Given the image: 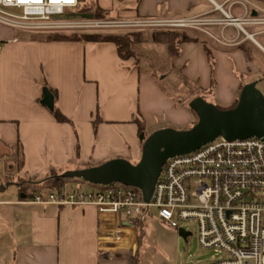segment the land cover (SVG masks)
<instances>
[{
    "label": "crops",
    "instance_id": "0c3cea01",
    "mask_svg": "<svg viewBox=\"0 0 264 264\" xmlns=\"http://www.w3.org/2000/svg\"><path fill=\"white\" fill-rule=\"evenodd\" d=\"M95 1L107 19H186L219 7L235 15L237 9L236 0ZM47 33L0 23V264H129L140 231L123 214L92 206L30 205L19 184L116 158L139 162L143 144L135 112L147 120V137L187 126L193 112L170 101L155 77L136 68L134 58L122 60L114 44L47 42ZM203 41L183 44L181 54L171 58L173 67L206 87L213 76L217 107L229 109L245 86L235 70L244 76L258 69L246 47L221 46L205 36ZM253 43L264 52L256 39ZM43 88L56 92L55 107L73 126L57 123L41 104Z\"/></svg>",
    "mask_w": 264,
    "mask_h": 264
},
{
    "label": "built area",
    "instance_id": "2783aa9c",
    "mask_svg": "<svg viewBox=\"0 0 264 264\" xmlns=\"http://www.w3.org/2000/svg\"><path fill=\"white\" fill-rule=\"evenodd\" d=\"M81 0H0V23L29 32L62 29L179 28L196 29L217 43L231 46L227 28L237 32L235 40L254 41L264 34V10L248 0H236L234 15L219 7L214 13L186 19H89L79 14ZM14 9L18 13H10ZM77 10L70 18L68 12ZM219 12L220 16L214 15ZM220 28V38L212 30ZM243 40V41H244ZM225 41V42H223ZM3 47L0 42V52ZM92 185V184H90ZM83 189L65 181L64 189L37 194L27 204L58 207H95L101 213L123 214L128 224L143 223L151 210L171 228L194 222L202 248L216 255L209 264H264V140L227 141L222 137L201 149L169 159L163 166L149 203L142 192L122 184L92 185ZM192 235V234H191Z\"/></svg>",
    "mask_w": 264,
    "mask_h": 264
},
{
    "label": "rangeland",
    "instance_id": "374dc122",
    "mask_svg": "<svg viewBox=\"0 0 264 264\" xmlns=\"http://www.w3.org/2000/svg\"><path fill=\"white\" fill-rule=\"evenodd\" d=\"M92 0H85L83 4L89 5ZM256 8L264 10V0H248ZM10 13H18L13 9H6ZM73 17L78 15L77 10L68 12ZM241 14V10L236 9V14ZM220 16V14H214ZM89 18L88 16H84ZM91 19V18H89ZM101 20V19H99ZM247 31L252 34H257L255 38L264 48V34L260 29L253 27H246ZM157 30L178 31L189 30L191 35L200 34L201 39L203 36L207 37L208 41L219 44L207 35L202 34L196 29H179V28H117V29H62L56 32H63L69 34L71 32H113L124 34L126 32H138V37L134 40V65L142 72H146L158 80L159 87L167 98L172 101L176 106H188L195 98H203L207 103L217 106L215 100V85L213 88L206 87L203 83H195V81L188 79V77L181 71L173 67L171 58L168 57L165 46L153 44L150 41V35ZM54 32V31H52ZM216 38H222L220 28L212 30ZM203 35V36H202ZM237 32L234 28H227L225 31V38L231 46L244 45L253 58V62L258 69L257 74L240 75L237 70L235 74L242 79L246 85L251 82H257V88L264 95V52L261 51L253 41L244 40L241 36L240 39L235 40ZM223 40V39H221ZM244 40V41H243ZM225 42V41H223ZM221 45V44H219ZM224 46V45H221ZM229 47V46H227ZM214 62L211 67L214 68ZM211 80L215 82L212 76ZM135 117L141 119L147 124V120L141 111L135 112ZM197 117L193 114V120L185 127L171 128L177 131H186L194 127L197 123ZM145 124V125H146ZM131 163L136 164L138 161L131 160ZM70 171V170H67ZM63 174V173H62ZM72 182L81 185L83 189L93 187L89 183L82 180L74 179ZM185 231L191 233L186 240L181 237L176 229L171 228L167 223L158 218V213L151 210L140 228V239L137 247V260L136 264H209L211 259L216 255L213 250H207L201 247L198 240V228L194 222L182 224ZM129 257V256H128ZM130 258V257H129ZM129 264H134L132 258L129 259Z\"/></svg>",
    "mask_w": 264,
    "mask_h": 264
},
{
    "label": "water",
    "instance_id": "95a60500",
    "mask_svg": "<svg viewBox=\"0 0 264 264\" xmlns=\"http://www.w3.org/2000/svg\"><path fill=\"white\" fill-rule=\"evenodd\" d=\"M257 84L251 82L242 88L238 104L233 109L222 110L203 98L193 99L189 108L197 116L194 127L186 131L166 128L148 137L140 136L144 143L141 159L136 164L116 158L96 167L66 171L58 178L78 179L92 185L135 187L142 192L143 200L149 203L163 166L169 159L193 153L220 137L227 141L264 140V95ZM42 93L41 104L52 112L55 108L53 93L48 88H43ZM178 233L185 240L191 236L183 229ZM136 249L135 246L134 251Z\"/></svg>",
    "mask_w": 264,
    "mask_h": 264
},
{
    "label": "trees",
    "instance_id": "16d2710c",
    "mask_svg": "<svg viewBox=\"0 0 264 264\" xmlns=\"http://www.w3.org/2000/svg\"><path fill=\"white\" fill-rule=\"evenodd\" d=\"M85 0L80 1V5L78 8V12L81 15L88 16L91 19L99 20L108 18V12L101 9L95 0H92L89 5L83 4ZM138 32H126L124 34L121 33H113V32H71L69 34H65L63 32H48L43 40L47 42H82V43H112L115 45L118 55L122 60H129L135 58L134 53V45L135 38L138 37ZM150 41L153 44L165 46L167 55L169 58L177 57L181 54V46L185 43L190 42H202L200 34L196 32V34L191 35L189 30H174V31H166V30H157L150 35ZM204 42V41H203ZM240 48H245L244 45H241ZM208 58L210 63H213V58L211 56L210 51H207ZM215 85L214 81H212L211 88ZM46 87V85H44ZM55 100L57 99V94L55 91L50 90ZM238 100L235 104L229 108L233 109L237 106ZM189 106V104H188ZM219 108V107H218ZM221 109V108H219ZM224 110V109H222ZM228 110V109H226ZM192 111V110H191ZM193 112V111H192ZM193 114H195L193 112ZM52 115L57 123L59 124H69L73 126V122L68 119L59 109L55 107L52 111ZM196 116V114H195ZM197 117V116H196ZM101 123V117L98 114L97 118L93 122L94 130L97 131L98 125ZM133 123L138 126L139 137L144 135L146 136V125L145 123L134 116ZM144 142L142 141V144ZM17 145H21L20 142ZM20 187L23 193L27 194L28 199H32L35 194H46L53 191H61L64 189L65 181L60 178L49 177L42 182H21ZM141 224H138L139 231L141 228ZM134 264H136L137 254L135 256Z\"/></svg>",
    "mask_w": 264,
    "mask_h": 264
},
{
    "label": "bare ground",
    "instance_id": "6f19581e",
    "mask_svg": "<svg viewBox=\"0 0 264 264\" xmlns=\"http://www.w3.org/2000/svg\"><path fill=\"white\" fill-rule=\"evenodd\" d=\"M57 1V0H56ZM35 2H38V0H35ZM66 2H72V0H66Z\"/></svg>",
    "mask_w": 264,
    "mask_h": 264
}]
</instances>
